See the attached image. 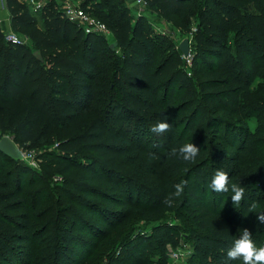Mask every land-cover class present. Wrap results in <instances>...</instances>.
<instances>
[{
    "label": "trees",
    "instance_id": "obj_1",
    "mask_svg": "<svg viewBox=\"0 0 264 264\" xmlns=\"http://www.w3.org/2000/svg\"><path fill=\"white\" fill-rule=\"evenodd\" d=\"M148 2L163 17L195 25L193 71L177 45L166 36L152 34L145 17L135 15L124 0L82 3L85 11L92 4L91 16L112 24L120 53L109 47L106 55L100 53L103 42L99 34H87L67 19L55 0H48L38 12L21 0H7L12 28L27 35L33 45L6 39L0 26V132L11 135L19 146L56 145V152L40 155L51 176L67 175L74 156L95 154L87 184L91 191H101L103 197L95 207L105 210L97 214L87 209L84 219L91 220L96 214L105 223H115L114 204L125 196L132 201L135 216L149 219L174 214L186 230L162 223L151 234H140L123 224L107 234L105 242L82 252L84 258L98 248L96 259L105 258L108 264H152L148 254L152 240L163 254L170 255L172 246H188L190 264H242L227 260L226 250L245 228L258 246L264 245V223L256 218V211L264 210V180L249 186L239 206L225 198L229 193L212 191L210 195L208 191L218 169L229 174L230 184L239 183L235 179L241 159L260 146L256 140L262 135L259 130L241 129L234 140L222 136L220 130L224 127L229 133L234 127L231 118L243 119V112L257 101L255 81H264V0ZM43 11L45 28L36 19ZM161 49L165 50L162 55L158 54ZM91 59L99 65V76ZM262 91L264 94V86ZM115 114L118 120L113 119ZM164 120L171 123L172 131L146 143L147 150H138L137 144ZM201 127L204 134H200ZM188 142L200 148L193 162L168 158L172 147ZM224 144L235 152L221 157L212 152V147ZM261 148L264 152V145ZM24 161L0 151L3 264L16 256L17 247L31 242L32 221L24 191L31 169ZM125 169L138 179L152 177L154 180L137 181L157 198L152 200L148 192L124 185L126 180H112L114 171ZM181 181H187L184 192L173 197L174 186ZM106 186L119 194L113 196L116 201L103 190ZM169 198L171 205L166 203ZM41 203L39 195L37 205ZM253 203L256 211L251 210Z\"/></svg>",
    "mask_w": 264,
    "mask_h": 264
},
{
    "label": "rangeland",
    "instance_id": "obj_2",
    "mask_svg": "<svg viewBox=\"0 0 264 264\" xmlns=\"http://www.w3.org/2000/svg\"><path fill=\"white\" fill-rule=\"evenodd\" d=\"M55 1L57 9L64 14V4L66 0ZM84 1L85 0H72V2L81 7ZM124 1L128 3L127 0ZM134 4H136V2H134ZM136 6L142 11L146 20V26L152 34L157 35L158 37L166 36L171 39L183 53L189 69L192 70L191 60L188 59L191 58L193 53L195 25H185L175 17H163L156 12V9L151 5H148L145 8H141L138 4H136ZM91 8L92 4L86 8V11L89 14H91ZM93 10L94 9L92 8V11ZM10 18V16L6 18L2 16L0 17V26L6 34V39L9 36V32H13L21 42L25 43L27 46H32V41L27 35L12 28ZM46 18L47 16L44 11L42 14L36 15L38 25L41 28H45ZM104 23L112 32V34L108 36L99 34L101 38L100 41L103 42V45L100 48V53L106 55L109 47H111V44L115 41V36L112 31V24L108 22ZM78 26L85 32L81 25ZM185 41H188L189 44V50L187 53H184L181 48ZM116 50L117 54H119L120 50L118 48ZM164 53L165 50L161 49L158 54L162 55ZM91 62L94 65L96 75L99 76V65L95 59H91ZM263 86L264 81L262 79H257L253 85L257 101L251 104L250 109L243 112V119L241 121L237 118H231L234 127L230 129L229 133H226L224 127L220 130L221 135L224 137L227 136L229 140L237 138V133L241 129H246L251 132L259 130L262 133L261 137L256 139L258 142L257 144L260 145L257 146V150L251 155L241 159L242 162L239 167L237 179H235L239 180V184L245 188V191L249 190V186L252 184H257L256 180H264V152L262 150L263 148H261V146L264 145ZM117 117L118 115L115 114L113 119L118 120ZM200 131V134L205 133L203 127L200 128ZM0 135L2 137L6 136L2 134V132H0ZM160 139H162L161 135L153 133L144 138L143 145L137 144V148L142 151L147 150L146 143ZM17 146L25 157L24 164L31 169V173L25 180L24 187V191L27 192L25 195L32 221L30 228L31 242L28 245L17 247L15 249L16 256L11 259L7 258L6 264H108L109 260L107 261L105 258L102 260L96 259V255L99 251L98 248L94 251V254L89 257L84 258L80 254L86 251L87 248L92 250L95 243L100 244L105 242L108 238L107 234L111 235L116 232L121 226H123V224H127V226L129 225L133 229L135 228V232L140 234L141 232L144 234H151L156 225L172 223L179 226L180 230L186 233V230L181 228L183 222L175 219L174 214L149 219H141L140 217L135 216V214L131 213L132 201L125 196H119V194H116L113 190L114 187L112 186H106L103 190L107 192L106 194H108V196H110L109 194H111V197L119 196V200L116 203L114 202V210H116L117 213L113 214L118 215L115 223H105L98 217L99 215L97 216L96 214L91 220L87 218L84 219V213L87 209L94 210L97 214H104L103 211L105 210L103 207H95L96 201L103 197L101 196V191L96 187L94 188H96L95 190L97 191H91V187L87 184L91 172L94 171L92 160L95 158V154L93 152H88L74 156L72 158L71 171L67 175L60 177L58 175L51 176L47 174L40 159V155L45 151L56 152V145L51 146L48 143L39 142L35 145L21 144L19 146L17 144ZM211 150L212 152L217 153L219 157L235 152L234 149L227 144L220 145L217 149L216 147H212ZM10 167H12L11 164ZM114 172V175L111 176L112 180H126L124 185H131L133 189L142 190L144 192H148V189L146 190V188L142 187L140 185L141 181L137 180H154L152 177H150V179L135 178L132 173H130L129 169H125L124 171L116 170ZM212 191L213 190L209 187L208 193L210 195ZM228 193L229 195L225 198L231 197L232 193L230 191ZM39 195L42 197V203L37 205V196ZM148 196L151 197L152 200L157 198V196L150 193V191L148 192ZM113 200L116 201V198L113 197ZM127 215L129 216L126 217ZM83 227L87 230H80V228ZM148 244V254L152 264L157 261H161V264H190L187 263V259L184 257V254H188L189 249L185 246H172L169 255L168 253H161L156 241L150 240V243ZM173 250L181 253L182 257L178 260L171 257V252ZM22 256H24L23 260H21ZM80 259L85 260V262L82 263ZM0 264L3 263L0 261Z\"/></svg>",
    "mask_w": 264,
    "mask_h": 264
},
{
    "label": "clouds",
    "instance_id": "obj_3",
    "mask_svg": "<svg viewBox=\"0 0 264 264\" xmlns=\"http://www.w3.org/2000/svg\"><path fill=\"white\" fill-rule=\"evenodd\" d=\"M167 120L158 122L151 128L155 134L162 135L165 132L172 131L171 123ZM200 148L193 142L183 143L178 147H172L167 153L168 158H176L183 162H193L199 155ZM187 181H181L176 184L173 197H179L183 194ZM209 187L217 193H232L231 202L233 205L239 206L245 197V188L239 183H231L229 174L222 169L216 170ZM171 205V198L166 200ZM251 210L256 211L257 205L253 203ZM256 218L260 223H264V210L256 211ZM226 259L229 261L239 260L242 264H264V245H257L252 239V233L247 229L241 230L238 238L233 239L232 246L226 250Z\"/></svg>",
    "mask_w": 264,
    "mask_h": 264
},
{
    "label": "built area",
    "instance_id": "obj_4",
    "mask_svg": "<svg viewBox=\"0 0 264 264\" xmlns=\"http://www.w3.org/2000/svg\"><path fill=\"white\" fill-rule=\"evenodd\" d=\"M21 1L29 5L31 10H33L34 12H38L39 10L44 8V6L48 2V0H21ZM6 2L7 0H0V3L5 4ZM135 2L141 8H145L149 5L148 0H135ZM64 8H65L64 16L67 19H69L71 22L81 25L87 34L97 33L107 36L112 34L110 28L104 22L91 16L81 6L76 5L74 2H72V0H66L64 4ZM7 39L13 42L23 43L13 32H9V36ZM188 60H191V58H189ZM1 138L2 136L0 135V140ZM185 247L189 248L188 246ZM191 251L192 250L189 248L188 254L187 255L184 254L185 259L189 258V256L191 255ZM171 257H174L175 259L178 260L182 257V254L173 250L171 252Z\"/></svg>",
    "mask_w": 264,
    "mask_h": 264
},
{
    "label": "water",
    "instance_id": "obj_5",
    "mask_svg": "<svg viewBox=\"0 0 264 264\" xmlns=\"http://www.w3.org/2000/svg\"><path fill=\"white\" fill-rule=\"evenodd\" d=\"M118 46V42L114 41L111 44V49L112 50H116V47ZM182 50L184 53H187L189 50V44L188 41H185L182 46H181ZM35 55L40 59V60H44V58L41 55L40 51H36ZM0 151L5 154L6 156L14 159V160H21L24 161L25 157L22 154V152L20 151V149L18 148L14 138L12 136H4L1 138L0 140Z\"/></svg>",
    "mask_w": 264,
    "mask_h": 264
},
{
    "label": "crops",
    "instance_id": "obj_6",
    "mask_svg": "<svg viewBox=\"0 0 264 264\" xmlns=\"http://www.w3.org/2000/svg\"><path fill=\"white\" fill-rule=\"evenodd\" d=\"M128 1V5L129 7L132 9L133 13L137 16L142 15L143 13L141 10H139V8L136 6V4H134L135 0H127ZM11 17L10 15V11L7 7V2L5 4L0 3V17ZM11 19V18H10Z\"/></svg>",
    "mask_w": 264,
    "mask_h": 264
}]
</instances>
